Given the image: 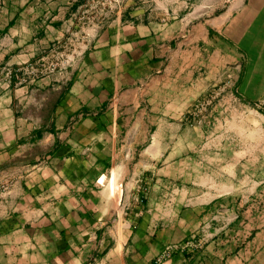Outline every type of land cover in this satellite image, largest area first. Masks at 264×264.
<instances>
[{"label":"crops","instance_id":"crops-1","mask_svg":"<svg viewBox=\"0 0 264 264\" xmlns=\"http://www.w3.org/2000/svg\"><path fill=\"white\" fill-rule=\"evenodd\" d=\"M90 19L0 86V264H264V0H0V78Z\"/></svg>","mask_w":264,"mask_h":264},{"label":"built area","instance_id":"built-area-1","mask_svg":"<svg viewBox=\"0 0 264 264\" xmlns=\"http://www.w3.org/2000/svg\"><path fill=\"white\" fill-rule=\"evenodd\" d=\"M88 40L84 36L71 35L69 40L54 43L48 52L41 55L35 62L24 64L16 69L6 67L3 69V77L0 78V86H9L12 79L16 81H27L56 72H62L78 63L80 57L85 52ZM209 100L198 103L196 110H203L208 105ZM172 250V246L164 248L154 259V264H164L165 258Z\"/></svg>","mask_w":264,"mask_h":264},{"label":"rangeland","instance_id":"rangeland-1","mask_svg":"<svg viewBox=\"0 0 264 264\" xmlns=\"http://www.w3.org/2000/svg\"><path fill=\"white\" fill-rule=\"evenodd\" d=\"M91 16H95L96 18H101V17H106L108 15V13L106 12V9H101L96 11H91L90 12ZM91 21L88 23H85L84 26V30L82 29V27L80 26V28L77 29L78 35L83 34V35H90L93 29H96L98 27V25L96 23H98L97 19H90ZM93 21V22H92ZM83 30V31H81ZM143 199V200H142ZM145 204V198L138 196V198L136 199V201L134 202V208L137 209V213H139V211L143 210V205ZM140 215V214H139Z\"/></svg>","mask_w":264,"mask_h":264}]
</instances>
